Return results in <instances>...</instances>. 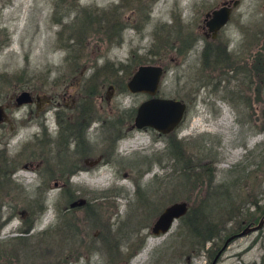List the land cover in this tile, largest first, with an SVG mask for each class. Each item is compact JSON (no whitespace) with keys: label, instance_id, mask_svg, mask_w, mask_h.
Wrapping results in <instances>:
<instances>
[{"label":"rangeland","instance_id":"obj_1","mask_svg":"<svg viewBox=\"0 0 264 264\" xmlns=\"http://www.w3.org/2000/svg\"><path fill=\"white\" fill-rule=\"evenodd\" d=\"M218 1L0 0V222L10 217L0 226V264H9L12 250L14 264H264V89H256L264 80V0H239L217 40L203 39L197 25ZM118 14L122 40L106 43ZM69 33L86 38L83 45L71 50ZM218 41L230 57L251 59V84L231 76V65L222 72L229 62ZM90 48L102 50L95 66L80 73L67 66L71 51ZM107 61L111 69L96 67ZM140 63L160 64L157 94L186 104L169 133L132 124L147 95L127 91L125 81ZM22 89L52 98L60 114L78 112L65 105L66 93L79 94L78 108L92 97L88 148L75 145L74 154L77 164L86 156L92 163L69 171L74 140L69 155L57 145L67 131L57 137L54 106L44 117L55 140L44 151L29 140L41 116L14 104ZM170 140H179L180 160ZM175 200L187 202L186 212L152 233L155 216Z\"/></svg>","mask_w":264,"mask_h":264},{"label":"flooded vegetation","instance_id":"obj_2","mask_svg":"<svg viewBox=\"0 0 264 264\" xmlns=\"http://www.w3.org/2000/svg\"><path fill=\"white\" fill-rule=\"evenodd\" d=\"M232 2L233 0H219L218 3L216 5H213L211 7H209L208 9H206L203 13H202V18H201V24L200 25H197V30L199 29V33L202 35L201 37L203 39H206V40H217V36L218 34L220 33V31H222L224 28H225V25L227 23V21L229 20V17H230V14H231V11H232V8L238 4L239 0L236 1V3L234 5H232ZM225 5L229 8V12H228V19L226 20V22L220 26L217 30H215V33L213 35H211V31L208 30L207 26H206V21L210 18L211 16V12L213 9L217 8L218 6L220 5ZM121 14H118L117 17H114L113 16V20L110 22L109 26L107 27V34H106V37L104 38L106 40V43L109 41L111 44L112 43H120V41L122 40V37H121V32H122V28L124 26L123 22L121 21V19L119 18ZM62 17L63 15L61 16L60 20L58 19V21L56 23H59L60 26H63L65 22L62 23ZM57 34L59 35V31L57 32ZM71 33L67 34V43L66 45L68 47H70L71 50H74L75 49V46H79V45H83L85 39L81 42L79 41H75L76 38H81V37H77L74 35H70ZM116 36V38H113V36ZM114 36V37H115ZM227 41V40H226ZM225 42H221V41H218V45L221 47V51H222V57H221V60L223 59H226L229 64H225V67L224 65H222L221 67V70L222 72H226L228 68H230L232 66L231 69H233V74L234 75H231V76H236L238 77L235 73H237L238 75H241L242 78L243 76L244 77H247V81L250 82L251 84V59H250V62L245 63V61H241L239 59H235V58H232L230 57L229 55V51L226 49V45L227 43ZM192 46V45H191ZM93 48H90L88 49V52L86 51V49H80L78 50V53H74L73 51H71V55H70V58H66L65 60V63L67 64V66L71 67L72 70H78V72H82L85 67H89L90 65H96L94 63L95 60H94V56L96 53H98L97 55H100L99 53L102 51H100V49H97L95 48L94 51ZM85 51L88 53L87 55L89 56L87 58V61L85 60L84 56H85ZM83 56V57H82ZM82 57V58H81ZM83 60V63H80V61ZM247 60V59H246ZM92 61H94L93 64H90ZM108 62V61H107ZM90 64V65H89ZM116 64V63H115ZM114 64V68L115 69H121L123 67V63L121 61H117V64L115 65ZM113 65V63H99V66H96L98 69L99 67H109L110 69L112 68L111 66ZM231 65V66H230ZM247 66V67H244V66ZM59 66L62 67V64H60ZM128 78V77H127ZM127 80V79H126ZM126 82V81H125ZM29 91V90H27ZM30 101L29 102H25V103H21V104H28V105H32V111H31V107L28 109V113L30 114L31 112L33 113L34 116L38 117L37 115H40L41 118H40V121H39V125H40V129H36L32 132V138L29 139L30 141L34 142H40L41 143V146L44 150H46V144L49 143V142H52L54 141L55 139L51 138L50 137V133L48 131V127H47V122H46V119L44 117V111L48 108V107H51V106H54L55 109H54V116H55V122L57 124V129L55 132H57V137L59 135H62L64 130L67 131L65 137L62 139L61 143L57 142V145L59 144L63 150L65 152L69 153L71 152V150L69 149L70 146H69V142L72 140H74V149L73 151L71 152V161L69 162V171H72V170H76L77 167H86L89 165V163H92V161H89L87 160V156L86 157H83L82 158V163L81 164H77V159L78 157H75L74 154L76 152H78V150H76V147L75 145H77V148L79 146H81L82 148H85L87 149L88 147L86 146V137L85 135H87L89 133V125H90V119L91 117V109H92V106H91V99L92 97L89 96V98L87 97V99H84L83 100V104H81V107L78 108L79 106V102H78V99H79V94L78 95H75L74 97L70 96L71 93H66L67 95H69L70 98H68V104H65L66 106H68L69 108H74V109H78V112H74V114L72 115L71 113H68V114H60V109L57 107L58 103L57 102H54L52 100V98L50 99V97H44L43 99H40L39 96L36 94V95H33L32 92H30ZM63 98V97H62ZM13 102H14V96H13ZM110 101L111 99H109V97L106 99V104L107 106L109 107L110 106ZM18 106V105H17ZM82 114H83V117H82ZM65 116L64 117V120L62 119L61 116ZM86 116V117H85ZM4 116L1 114L0 115V120L3 118ZM133 119V117H132ZM15 117H13L12 115L8 117L7 119V122L10 124V127H11V130L9 132V135H11L15 129ZM63 122H65V126H63ZM9 127V128H10ZM108 137H110V139L112 138L111 135H109ZM113 150L115 151V153H118L119 154V150L115 147L114 149V146L112 147ZM69 149V150H68ZM82 152L84 151L83 149L81 150ZM66 153V154H67ZM36 164H41V160H38L37 162H35ZM69 171H68V174H67V178L69 177ZM1 214V213H0ZM24 215L27 214V211L24 210L23 212ZM10 217L7 216L5 219L1 220L0 222V226L2 225L3 222L7 221ZM12 253V257H9L8 261H9V264H14V260H16L18 258V255H17V252L12 250L11 251ZM1 263H3L2 261H0Z\"/></svg>","mask_w":264,"mask_h":264},{"label":"water","instance_id":"obj_3","mask_svg":"<svg viewBox=\"0 0 264 264\" xmlns=\"http://www.w3.org/2000/svg\"><path fill=\"white\" fill-rule=\"evenodd\" d=\"M237 0H233L232 5ZM229 8L220 5L213 9L210 18L206 21L211 35L215 33L228 19ZM162 67L156 63L137 64L125 82V88L131 93H145L147 97L142 99L134 110L132 124L135 128L150 127L158 133L166 134L172 131L181 121L186 104L179 98L160 96L157 94ZM30 93L26 89L19 90L14 96V104L30 101ZM2 107L0 106V115ZM187 210L185 200H175L165 205L153 219L150 231L154 234L166 232L174 219L183 215ZM263 219L256 224L246 225L241 230L225 238L222 247L233 237L245 234L259 228ZM120 264V263H118Z\"/></svg>","mask_w":264,"mask_h":264},{"label":"trees","instance_id":"obj_4","mask_svg":"<svg viewBox=\"0 0 264 264\" xmlns=\"http://www.w3.org/2000/svg\"><path fill=\"white\" fill-rule=\"evenodd\" d=\"M194 42V38L191 40V42L188 44V46H187V48H189L191 45H192V43ZM220 54H219V52L217 51V53H216V55H215V58L213 59V62H216L217 61V57L219 56ZM256 89L257 90H261V91H263V89H264V80L262 81L261 80V82H260V84L258 85V87H256ZM262 100V99H261ZM251 107H252V99H251ZM262 116H263V118H264V113H262ZM251 122H252V119H251ZM262 130H264V129H262ZM263 135H264V131H263ZM169 142V141H168ZM173 142H175L176 144H174L175 145V147H176V150H177V152H173V154H178V152L180 151V147H179V145H178V143H179V140L177 141V140H174ZM172 142V140H170V144L171 143H173ZM178 142V143H177ZM169 143L167 144V146H169L170 145ZM181 154H178L177 156H175V157H173V158H177L176 160H180V157H182V156H180ZM184 157V156H183ZM202 164V163H201ZM200 166V165H199ZM212 178V176L210 175V177H209V179H211ZM251 202H252V204H255V205H257L256 204V200L254 201V200H251ZM41 207V206H40ZM263 215H264V208H263ZM257 218V216H255V215H252L251 216V221H253V220H255ZM250 221V222H251ZM249 222V223H250ZM205 232H208L206 229H205ZM191 233H193V234H195V236H199V235H202V233L199 231V229H197L196 227H193L192 228V232Z\"/></svg>","mask_w":264,"mask_h":264},{"label":"bare ground","instance_id":"obj_5","mask_svg":"<svg viewBox=\"0 0 264 264\" xmlns=\"http://www.w3.org/2000/svg\"><path fill=\"white\" fill-rule=\"evenodd\" d=\"M148 248V247H147ZM145 251V250H144Z\"/></svg>","mask_w":264,"mask_h":264}]
</instances>
